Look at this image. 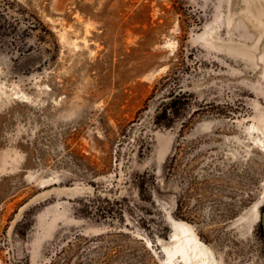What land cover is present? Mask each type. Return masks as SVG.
<instances>
[{
    "label": "rangeland",
    "instance_id": "rangeland-1",
    "mask_svg": "<svg viewBox=\"0 0 264 264\" xmlns=\"http://www.w3.org/2000/svg\"><path fill=\"white\" fill-rule=\"evenodd\" d=\"M264 0H0V264H264Z\"/></svg>",
    "mask_w": 264,
    "mask_h": 264
},
{
    "label": "bare ground",
    "instance_id": "bare-ground-1",
    "mask_svg": "<svg viewBox=\"0 0 264 264\" xmlns=\"http://www.w3.org/2000/svg\"><path fill=\"white\" fill-rule=\"evenodd\" d=\"M178 243L173 250L165 247L167 264H214L213 254L186 223H178Z\"/></svg>",
    "mask_w": 264,
    "mask_h": 264
},
{
    "label": "water",
    "instance_id": "water-1",
    "mask_svg": "<svg viewBox=\"0 0 264 264\" xmlns=\"http://www.w3.org/2000/svg\"><path fill=\"white\" fill-rule=\"evenodd\" d=\"M261 222H262V230H263V236H264V211L261 215Z\"/></svg>",
    "mask_w": 264,
    "mask_h": 264
}]
</instances>
